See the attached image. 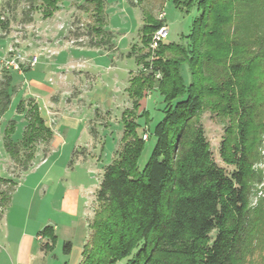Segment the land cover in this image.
<instances>
[{"label":"trees","instance_id":"trees-1","mask_svg":"<svg viewBox=\"0 0 264 264\" xmlns=\"http://www.w3.org/2000/svg\"><path fill=\"white\" fill-rule=\"evenodd\" d=\"M40 1L47 18L61 0ZM93 1L97 30L106 32L101 30L103 0ZM173 2L187 12L196 8L198 16L186 43L162 42L152 50V35L163 22L147 14L142 43L149 51L135 57L146 70L132 79L138 83L130 93L133 108L122 115L121 148L104 170L79 264L123 259L126 264H264V173L258 167L264 162V0ZM110 39L92 45L101 47ZM186 63L188 85L181 73ZM155 88L167 104L165 116L154 129L152 154L140 169L146 140L136 111L145 90ZM13 93L8 76L0 84V122ZM16 111L27 121L23 136L13 140L17 122L11 120L4 145L24 173L54 132L34 97L20 100ZM205 112L224 126L219 155L233 167L230 171L214 159L202 123ZM148 114H141L147 124ZM4 184L14 189L4 191ZM16 186L17 181L0 177L3 211ZM39 235L48 239L42 249L51 252L58 239L54 228L47 225ZM71 250L67 242L64 251L68 255Z\"/></svg>","mask_w":264,"mask_h":264},{"label":"rangeland","instance_id":"rangeland-1","mask_svg":"<svg viewBox=\"0 0 264 264\" xmlns=\"http://www.w3.org/2000/svg\"><path fill=\"white\" fill-rule=\"evenodd\" d=\"M103 3L105 19L101 30L106 32L97 30L99 23L93 0H61L55 13L47 18L40 0L33 3L0 0V84L11 76L14 86L11 105L0 122V177L18 182L23 173L6 151L4 133L10 121L15 120L13 140L22 138L27 121L16 109L20 100L29 97L36 99L44 116L52 117L49 124L54 132L53 140L39 147L41 150L31 165L35 160L40 162L50 151L52 160L59 161L51 169L54 182L44 196L45 203L35 224L38 229L57 226V242L51 252L44 254L42 242L37 240V248L30 254L32 258L21 254V264H79L90 235V220L99 205L97 195L104 170L121 148L122 115L133 108L134 98L130 93L138 83H132V79L146 70L137 64L135 57L149 51L142 43L147 14L162 20L168 29L164 42L168 43H186L198 16L196 8L187 12L173 0H103ZM109 36L107 45H92ZM6 64L12 66L7 68ZM181 73L185 84H190L187 63L183 64ZM81 89L83 95L78 96ZM145 93L136 111L139 132L146 140L139 159L140 169L145 167L155 147L154 129L163 120L167 105L158 89ZM144 111L149 113L148 124L146 116H141ZM202 123L214 159L232 170L219 155L223 124L209 112L203 113ZM32 183H36L34 173L28 179V184ZM60 187L65 192L57 198L52 191ZM12 189L11 184L2 186L7 192ZM20 192L16 202L23 204L25 195L24 191ZM1 203L2 196L0 212ZM20 211L23 214V208ZM67 242L72 243L68 255L64 251ZM126 262L123 259L117 264Z\"/></svg>","mask_w":264,"mask_h":264},{"label":"crops","instance_id":"crops-1","mask_svg":"<svg viewBox=\"0 0 264 264\" xmlns=\"http://www.w3.org/2000/svg\"><path fill=\"white\" fill-rule=\"evenodd\" d=\"M80 91L81 94L78 96L83 95V90L81 89ZM108 93L110 97L112 90L108 91ZM42 116L49 124L52 117L44 116V114H42ZM40 150L41 148L38 149L36 156ZM50 152H48L47 156L42 154L43 157L40 159V162L38 161V163L35 160L34 164L30 166V169L21 175L11 198V201H15H10L11 203H9L8 207L2 212V216L0 218V264H21V254L24 253L26 257L28 254L29 259L32 258L30 254L33 252V248H37V240L42 243L43 240L48 241V239L44 237L43 239H39V232L43 228L38 229L35 224L39 220L40 210L45 203L44 196L51 191L50 188L54 182L50 174L51 169H53L59 162L58 160H52L53 157L50 155ZM44 166L47 167L40 172ZM33 173L36 175V183H32L31 185L28 184V179ZM61 190L62 194L60 193ZM23 191L25 195V198L22 199L23 204L17 203L16 200L18 199V193H23ZM64 192L65 189L62 187H60L56 192L52 191L57 198L61 196L63 197ZM16 204L19 206H16ZM22 208L24 210L23 214L20 211ZM51 226L54 228L56 233L58 227H54L53 225ZM41 252L47 254L42 249V246Z\"/></svg>","mask_w":264,"mask_h":264},{"label":"built area","instance_id":"built-area-1","mask_svg":"<svg viewBox=\"0 0 264 264\" xmlns=\"http://www.w3.org/2000/svg\"><path fill=\"white\" fill-rule=\"evenodd\" d=\"M167 36H168V29L165 25H162L159 28H157L152 35V41L150 44V47L152 48V50H156L159 47V45L165 41ZM33 61L36 62V59H34ZM12 63L14 64L15 62L12 61ZM10 66H12V65L6 64L7 68H9ZM158 76H160V75L158 74ZM263 155H264V151H263ZM258 167L261 168L263 170V173H264V162L262 164L258 165ZM261 194H263V191H260V195ZM39 239H43V236L40 235Z\"/></svg>","mask_w":264,"mask_h":264}]
</instances>
